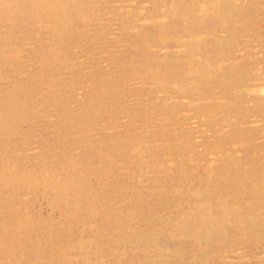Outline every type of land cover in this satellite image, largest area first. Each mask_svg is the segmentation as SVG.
Returning <instances> with one entry per match:
<instances>
[{"label":"bare ground","instance_id":"1","mask_svg":"<svg viewBox=\"0 0 264 264\" xmlns=\"http://www.w3.org/2000/svg\"><path fill=\"white\" fill-rule=\"evenodd\" d=\"M134 1L0 0V264H154L132 252L133 237L142 236L144 223L153 228L150 218L165 216L192 199L185 190L197 183L200 169L206 167L209 176L216 175L210 179L214 187L205 195L213 205L233 194L235 177L245 178L212 155L213 146L227 148L223 147L227 137L216 130L210 136L202 134L203 127L212 131L239 113L236 109L226 113L235 105L232 89L223 83L227 70L194 71L193 59L173 49L179 46L173 39L186 29L195 34L228 30L241 38L263 34L259 22L264 20V0H212L216 4L200 9L197 16L182 15V10L165 19L163 12L162 17L155 13L156 21H147L135 32L120 22L113 31L116 19L136 16ZM174 1L180 7L186 0ZM104 17L103 34L113 32L94 60L93 50L103 36L87 25ZM226 46L219 44L214 54L234 50ZM153 76L177 87L158 95L160 87L153 86L157 83ZM142 81L143 85L135 84ZM260 89L252 109L257 119L264 110L263 83ZM172 96L179 98L172 101ZM189 116L195 118L191 123L185 121ZM202 117L207 119L202 122ZM238 121L232 118L235 134ZM198 136L202 139L194 140ZM225 230L210 235V240V236L188 239L177 231L172 238L162 235L160 242L177 251L175 264L188 263L196 253L210 256L215 251L220 258L224 246L228 250L237 243L241 248L246 245L224 241L237 234L235 229Z\"/></svg>","mask_w":264,"mask_h":264},{"label":"rangeland","instance_id":"2","mask_svg":"<svg viewBox=\"0 0 264 264\" xmlns=\"http://www.w3.org/2000/svg\"><path fill=\"white\" fill-rule=\"evenodd\" d=\"M151 1H153V2H151ZM161 1L162 0H158V2H156V0H142V1H140V0L136 1L135 0L134 1V5L135 6L133 7L132 11H133V14H135L136 16H132L131 17V15H129L127 18H124L122 20L119 19V18L116 19L115 20L116 22L114 21L115 23L112 24L113 25L112 26V30L114 31V29L119 28L118 25H119V22H120L121 24L122 23L124 24V25L122 24L124 27L125 26H128V27L130 26L131 31L133 29H135V30L132 31V32H135V31L139 30L141 25L146 23L147 21H148L147 23H151L153 21H156V18L154 16V15H156L155 13H157L158 15H161V17H162V15H163L162 12H163L164 16H165V17L163 16V18L166 19L167 15L169 13L174 15V12L178 13V12L183 10V12L181 13L182 15H187V16L192 17V16H197L201 12L200 9H202V8H204L206 6L209 7L211 5L216 4V2H213L212 0H208V1L206 0L204 3L202 2L203 0H194V1L193 0H186V1H184V3L182 2V5H180V7H179V6H177V3L174 0H166L168 3H164L165 1H162L163 3H161ZM199 2H200V4H199ZM112 3H116V2L112 1ZM158 4H160V5H158ZM196 4H198V5L195 6ZM190 5H192V6H190ZM137 6H139V7H137ZM140 6H142V8ZM157 6H160V7H157ZM188 6L190 7L189 10H188ZM235 6L238 7L239 4H235ZM145 8H147V9H145ZM168 8H169V10H168ZM135 9L139 10V11H136ZM141 9H143V10H141ZM146 10H148V11H146ZM192 10H193V12H192ZM145 11L147 13H145ZM150 11L152 12V14H151ZM198 11H200V12H198ZM145 14H147V15H145ZM149 14H150V16H149ZM142 15L145 18L142 17ZM150 18L151 19L154 18V20H151ZM126 20H128V21H126ZM132 20H133V23L131 22ZM143 21H145V22H143ZM102 22H103V24H100ZM92 25H93V28H92ZM94 25L95 26L97 25L96 29H95ZM106 25H107V21H106L105 17H104L103 20L99 19V21L97 20V21H94V23H92L91 25L90 24L87 25L88 29L97 30L98 32H101L102 33L101 35L103 36V38H101L100 41H99L100 43L97 42V44H96V51H94L95 49L93 50V52H95L93 54V57H95V58H93L94 60L96 59V57H98V55L102 54V50L104 49L105 45L108 43V41H107L108 37L112 36L111 33L113 31L109 32L108 34H103L102 31L104 29H103L102 26H106ZM114 25H116L117 27L116 26L114 27ZM122 25L120 27H123ZM259 25L260 26L262 25L261 27H263L264 26V20L259 22ZM262 32H264V30ZM190 34H192V35H190ZM176 36H177L176 39L174 38L173 41H174V44L175 43L179 44V46H178L179 48L175 47L176 46V44H175L173 49H176V50L177 49H181V51H183L185 54H187V56H185L186 58L193 59L190 65H191V67H192V69L194 71L196 69H199V70L206 69L208 73H209V71H212V70H214L215 72H217V71L220 72L222 70V67L227 70L226 71V78L223 77V79H224L223 83H225V85H226L225 87H228V88L232 89V92L234 94H233V99H231V101L235 105H232L231 106L232 108L228 107L227 108L228 110L226 111V113L227 112H228L227 114L235 113V109L239 111V113L237 115H235V116H232V118H234V120H236V121H238V120L240 121V122L238 121L239 122L238 123L239 129L237 130L240 135L239 134H235V132L231 130V126H233V124H234V123L231 124L232 123V118L225 119V123L226 124L224 123L223 126H222L223 123L222 124L218 123L216 125V127L212 131L209 128L203 127V129L206 130V131H203V129H202L198 133H202V131H203L202 134L210 136V134L212 132H214V130H216V134H221V135L226 136L227 137V141L225 142V146H223V147H227V148H224L223 150H220V148H218L217 146H213V148H212V153L213 154L212 155L214 156V159H216L217 161L219 159H220L219 161L222 160L221 163L223 162L222 164L225 165L226 167H228V168H232V167L234 168L235 167V169L237 171L243 173V175H244V177L246 179L242 178V177H240V179L235 177V179L232 180V181L234 183H236L235 185L237 187L236 186L233 187V190H234L233 194H229L227 196L219 198V202L215 203V205H213L211 200L207 199L205 197V195H208V193H210L211 189L214 187L213 182H211V180H213L212 178H215L214 176H216V175H214L212 173V175L209 176L210 170L207 169L206 167L204 169H200L199 172H197L195 174V178L197 179V183L192 186V182H191V184L188 185L186 187V190H185L186 193L188 192L187 195H189V197H191L192 199L190 201H186L187 203H181L180 205L175 206L165 216L161 215V217H159V218L158 217L150 218L149 219L150 221H149L148 225H152L153 228H148V226H146L145 223L142 224L140 226L141 227V231H143V232H141L142 236H140V237L135 236L136 238L133 237V242L136 244V248H132L131 250H134L132 252H135L137 254L140 252L139 254H141V255H139V256H141L144 261H147V259H148V262H151V263H154V264L155 263L156 264H164V263L165 264H175V262L172 260L173 253H174L175 250H173L171 248H167L166 246H164L163 245V244H165L164 241L160 242V241H162V237H161L162 235L164 237H171L178 231L179 235L183 234L182 236H187L188 239H196V237H200V236H206V237H209L210 235L214 236L215 234H218L219 231H222V230L225 231V232L222 231L221 233L225 234V233H227V231L225 229L231 228L233 230L235 229L236 230L235 232L237 234L231 236L232 238L226 236L224 238V241L228 240V242H230L232 245L234 243H236L237 241H242L244 243V245L246 244L245 247H242V248L241 247H237V245L239 244V243H237L235 245L236 248H230V249L227 250V248L224 246L223 248L225 250L222 249V251L219 253L222 256V257L220 256V258L219 257L217 258V255H215V253H213L215 251H211L210 256L205 254V253H201V254L196 253V256H193L192 258H190L188 260V263H186V264H189V263L192 264V262H193V264H197V262H198V264L199 263L200 264H202V263L203 264H213V263H215V261H217V259L218 260H220V259L223 260V262H221L220 264H223V263L224 264H246L247 262L249 264H264V255H263L264 254V204H263L264 203V171H263L264 170V151H263L264 150V130H263L264 129V120H263V118H264V110H263V112H261V116H259L258 119H257L256 115H253V112H252V109L255 108L256 102L258 100L257 96L260 95L261 84L263 83V85H264V74H263L264 73V71H263L264 70V65H263L264 64V33L260 34V35L259 34H250V36L247 35L246 37L241 38L240 34H236L234 36H231L230 35V31H228V30H217L214 33L205 32L204 31V32H198V33L195 34V33H192L190 29H186V33H182V35H180V36L178 34ZM178 37H180V39ZM183 37H186V38H183ZM177 38H178V40H177ZM245 39H247V40H245ZM176 40H177V42H175ZM104 42H107V43H104ZM193 42L196 45L193 46L192 45ZM223 42L226 43V45H227L226 48L227 49H234V50L228 51L227 52L228 54L227 53L224 54L225 56L224 55H222V56L221 55L220 56L215 55L214 52H216V47L219 44H223ZM229 44H231V46L228 47ZM256 45H258V47ZM249 46H250V48H249ZM151 49L156 50L158 52L159 51L161 52V50H162L159 47H157V49H156L155 46L154 47L151 46ZM195 49H196L197 52L195 51ZM211 49H213V50H211ZM236 50H238L242 54L238 53V51H236ZM200 51L201 52L203 51V52L199 53ZM211 53L213 54L212 58H209V55ZM233 54H234V56H233ZM235 54H236V56H235ZM161 56H162L161 54L158 55V58L159 59L163 58V56L162 57ZM91 58H92V56H91ZM93 59H92V61H94ZM213 59H214V61H213ZM248 59H249V61H248ZM204 64H206V65H204ZM257 64H258V66H257ZM253 67H258V68L257 69L254 68L253 69ZM208 69H210V70H208ZM261 73H262V75H261ZM152 80L155 81V80H157V78H155V76H153ZM237 81H238V83H237ZM135 84L143 85V81L139 82V83H135ZM158 84H159V86H158ZM254 84H255V86H254ZM153 86L160 87L158 95H161L164 91H167L168 87L175 88L176 84L173 83V82H170V81H166L164 79H159V80H157V83L155 85H153ZM253 90H255L256 92L253 91ZM174 97L175 96H172V101L173 100H177L179 98V97L178 98L177 97L174 98ZM242 98H243V100H242ZM254 101H256V102H254ZM193 104H194V101H193ZM242 108H244V109H242ZM249 110H251V111H249ZM182 114H183V112L181 111L178 115H182ZM245 115H247V116H245ZM206 119H207L206 117H202V122H204ZM191 120H195V118H191L189 116L188 120L185 119V121L187 123H191ZM202 122L199 125H201ZM222 122H224V120ZM259 126L263 127L261 129V131L258 130L260 128ZM222 127H223V129H222ZM253 128L257 129L258 133H255V132L253 133ZM208 130L211 131V132H209ZM219 132H221V133H219ZM222 132H223V134H222ZM240 137H241V140L244 138L246 141L244 139L241 141ZM256 137H258V138H256ZM195 138L196 139H194V140H196V141L202 139L201 136H198V138L197 137H195ZM252 138H254V139H252ZM228 141H230V142H228ZM241 144H243V145H241ZM236 145L239 148L240 147L241 148L239 149L238 147H236ZM252 150H253V152H252ZM219 151H220V153H219ZM217 153H219V154H217ZM253 153H255V154H253ZM246 155L247 156L249 155V156L247 157ZM233 157H235V158L233 159ZM247 159H249V160H247ZM217 161H215V162H217ZM251 166H252V168H251ZM238 173L231 174V175L235 176ZM245 174L247 175V177L245 176ZM225 176L229 177V174H227ZM253 177H255V178H253ZM248 186L250 187V189H249ZM209 188H211V189L209 190ZM250 193H251V195H250ZM234 195H236V197ZM196 196H199V197H196ZM234 198L236 199V201H235ZM254 198H255V200H254ZM231 199H233V200H231ZM261 200H262V202H260ZM188 202H189V204H188ZM223 202H224V204H223ZM247 205H250V206L248 207ZM190 206H192V207H190ZM177 210H178V212H177ZM177 214H178V216H177ZM218 214L221 215V216H219ZM219 217L220 218L223 217V219L221 218V221H220ZM238 217H239V219H238ZM167 218H169V219H167ZM154 225H155V228H154ZM227 225H229V228H226ZM145 226H146V228H144ZM168 226H169V228H167ZM221 226H222V230H221ZM193 227H194V229H193ZM160 228H161V233L158 232ZM240 229H242L241 230L242 232L240 231ZM155 230H157V232L159 234ZM180 230H181V232H180ZM203 231H205V233ZM241 233H242V235H241ZM236 235L237 236L240 235V237H237ZM150 236L152 238H150ZM212 236H210L209 240L211 239ZM137 238H140L141 240L137 239ZM145 238L148 239V240L145 241ZM119 241L120 242H124L123 239H120ZM147 242H148V244H147ZM223 242H221V243H223ZM143 244H145V245L143 246ZM149 245H151V246H149ZM249 246H251V249L248 248ZM88 247H89V245H87V247L82 248V249L86 250ZM253 247H255L256 249H254L253 252H252V248ZM156 248H157V251H156ZM183 249H188V247L183 248ZM175 252H177V251H175ZM90 253L91 252H89V253H87L85 255L79 254V256L81 258H83L84 256H86V255H88ZM240 253H242V254H240ZM198 257H199V259H198ZM160 259H162V260H160ZM208 260H211V261H208ZM224 260H226V261H224ZM215 264H219V263L216 262Z\"/></svg>","mask_w":264,"mask_h":264}]
</instances>
